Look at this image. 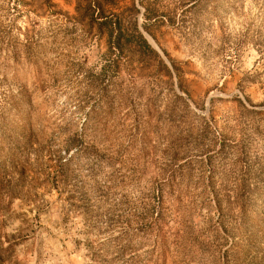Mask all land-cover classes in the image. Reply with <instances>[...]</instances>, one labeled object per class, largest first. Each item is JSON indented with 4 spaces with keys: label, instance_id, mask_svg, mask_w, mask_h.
<instances>
[{
    "label": "rangeland",
    "instance_id": "374dc122",
    "mask_svg": "<svg viewBox=\"0 0 264 264\" xmlns=\"http://www.w3.org/2000/svg\"><path fill=\"white\" fill-rule=\"evenodd\" d=\"M133 1L163 11L143 33L172 74L92 87L104 38L0 0L5 37L44 42L38 72L0 59L28 95L0 122V264H264V0Z\"/></svg>",
    "mask_w": 264,
    "mask_h": 264
},
{
    "label": "trees",
    "instance_id": "16d2710c",
    "mask_svg": "<svg viewBox=\"0 0 264 264\" xmlns=\"http://www.w3.org/2000/svg\"><path fill=\"white\" fill-rule=\"evenodd\" d=\"M12 6L8 5L9 14L8 21L15 19L23 13L21 6L34 7L39 3L38 8L52 22L60 20L63 23H72L73 25H81L84 28L85 35L93 40L104 38L105 50L97 54V59L84 69L87 74L88 82L95 87L99 82L105 84H113L117 80H121L124 75H129L131 79L135 73L142 71L156 70L161 66L166 75H171V68L164 62L159 52L149 43L145 37L143 30L150 32L152 28H156L160 23L164 22L162 17L163 11L159 8L144 7L143 11L131 2L129 5L119 4L120 0H73L74 13L69 14L67 11L57 9L58 4L53 0H8ZM71 2V0H64ZM28 11H34L28 9ZM141 13L143 21L139 24L138 14ZM61 17V18H60ZM31 28L25 27L23 39L12 36H4L0 26V59L11 58L15 62L24 57L30 68L39 71L40 65L38 61L39 49L44 42L42 38L36 35L35 22L30 21ZM8 27L12 28L13 24ZM151 33V32H150ZM102 84V85H105ZM28 95L25 89H18L15 92L10 90H1L0 92V122L13 110L19 111L23 100H27ZM105 98L104 92L100 94V100ZM72 145V144H70ZM1 176V174H0ZM2 196L9 195L8 191L3 188L0 190ZM156 204L153 208L157 213L163 211L160 199L161 192L156 194ZM218 201V205H220ZM232 203L243 205L241 200ZM219 220H223L225 213H220ZM157 219V218H156ZM261 234V242L264 245V229L255 231V235ZM257 236H255V239ZM253 239V237H252ZM258 239V238H257ZM231 243L225 253L227 254L234 246H237L236 240ZM236 256V253L232 254Z\"/></svg>",
    "mask_w": 264,
    "mask_h": 264
}]
</instances>
